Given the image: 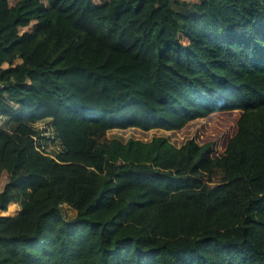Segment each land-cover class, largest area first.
<instances>
[{"label":"trees","instance_id":"1","mask_svg":"<svg viewBox=\"0 0 264 264\" xmlns=\"http://www.w3.org/2000/svg\"><path fill=\"white\" fill-rule=\"evenodd\" d=\"M184 3L0 0V264H264V0Z\"/></svg>","mask_w":264,"mask_h":264},{"label":"rangeland","instance_id":"2","mask_svg":"<svg viewBox=\"0 0 264 264\" xmlns=\"http://www.w3.org/2000/svg\"><path fill=\"white\" fill-rule=\"evenodd\" d=\"M182 1L188 4L184 3L183 11L193 13L192 4L196 3L197 0ZM5 123L6 118L0 116V126L5 125ZM32 127L38 133L36 143L39 151L53 158L62 153L63 147L54 131L51 120L32 125ZM223 128L224 126L222 122H218V120L206 119L189 124L181 132L152 131L146 133L136 129H129L126 131H111L108 133V139H120L124 142H127L130 139H138L147 142L152 140L154 137H166L173 145L180 147L189 140H195L197 143L201 144L204 137L223 133ZM19 209L20 207L17 205V212ZM63 213L68 220L76 217V211L67 205L63 206Z\"/></svg>","mask_w":264,"mask_h":264}]
</instances>
